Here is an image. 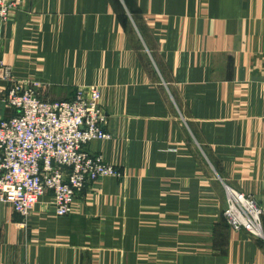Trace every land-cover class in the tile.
<instances>
[{"label":"crops","instance_id":"1","mask_svg":"<svg viewBox=\"0 0 264 264\" xmlns=\"http://www.w3.org/2000/svg\"><path fill=\"white\" fill-rule=\"evenodd\" d=\"M0 64L48 102L99 89L110 138L86 150L122 173L26 228L0 202V264H264L224 218L227 187L264 210V0H25Z\"/></svg>","mask_w":264,"mask_h":264},{"label":"built area","instance_id":"2","mask_svg":"<svg viewBox=\"0 0 264 264\" xmlns=\"http://www.w3.org/2000/svg\"><path fill=\"white\" fill-rule=\"evenodd\" d=\"M24 1L0 0V20L7 22ZM0 79L7 84L0 91L6 93L0 96V202L23 217V228L42 196L50 195L56 215L65 217L91 183L122 176L102 154L86 150L91 142L109 139L97 88L71 101L48 102L16 81L10 66L0 64ZM226 205L231 229L264 238V210L253 197L227 187Z\"/></svg>","mask_w":264,"mask_h":264},{"label":"rangeland","instance_id":"3","mask_svg":"<svg viewBox=\"0 0 264 264\" xmlns=\"http://www.w3.org/2000/svg\"><path fill=\"white\" fill-rule=\"evenodd\" d=\"M12 68V67H11ZM13 72V71H12ZM24 84V83H23ZM25 85V84H24ZM26 86V85H25ZM30 88V87H29ZM99 90V89H98ZM37 91V90H36ZM80 92V91H79ZM100 92V90H99ZM37 93L39 94L40 92L37 91ZM42 94V93H41ZM40 95V97L42 98L43 96ZM101 94V92H100ZM102 97V95H101ZM43 99V98H42ZM100 102H101V99H100ZM100 107H101V104H100ZM102 108V107H101ZM103 110V108H102ZM104 111V110H103ZM108 121V117H107V120L105 122V125ZM104 125V127H105ZM107 133V132H106ZM109 138H110V135L108 134ZM114 166V165H112ZM115 167V166H114ZM249 196V195H247ZM225 211V210H224ZM225 218V217H224ZM262 222H263V218H262ZM168 263V260L164 257H160L158 256V254L156 253V251H150V250H147V251H141L139 253V257L137 258H133L132 259V264H166Z\"/></svg>","mask_w":264,"mask_h":264}]
</instances>
